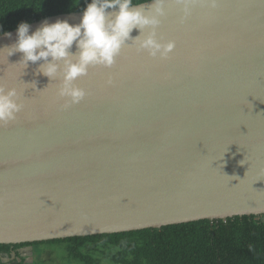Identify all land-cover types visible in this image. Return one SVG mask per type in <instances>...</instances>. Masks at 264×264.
I'll return each mask as SVG.
<instances>
[{
  "label": "water",
  "instance_id": "1",
  "mask_svg": "<svg viewBox=\"0 0 264 264\" xmlns=\"http://www.w3.org/2000/svg\"><path fill=\"white\" fill-rule=\"evenodd\" d=\"M164 8L170 57L129 41L76 81L88 95L67 110L35 65L0 53V83L24 103L0 126V245L264 216V0Z\"/></svg>",
  "mask_w": 264,
  "mask_h": 264
},
{
  "label": "clouds",
  "instance_id": "2",
  "mask_svg": "<svg viewBox=\"0 0 264 264\" xmlns=\"http://www.w3.org/2000/svg\"><path fill=\"white\" fill-rule=\"evenodd\" d=\"M166 2L90 0L80 21L75 24L67 19H56L51 23L44 21L30 32L31 25L20 22L16 27L15 41L0 47V53L6 54L7 60L20 53V59L12 65H23V70L30 63L35 65V75L47 77L49 84H57L56 95L63 100L61 108L67 110L88 95L76 81L88 76L92 68H112L129 41L136 45L137 52H144L153 59L170 57L175 42L166 40L158 31L162 17L166 15ZM175 3L187 17L197 5L215 8L217 0H175ZM134 30L138 34L133 37ZM3 35L10 39L13 34L4 32ZM33 83L36 88V81ZM106 83L111 85L112 78L109 77ZM21 96L17 88L0 83V126L13 122L23 110Z\"/></svg>",
  "mask_w": 264,
  "mask_h": 264
},
{
  "label": "trees",
  "instance_id": "3",
  "mask_svg": "<svg viewBox=\"0 0 264 264\" xmlns=\"http://www.w3.org/2000/svg\"><path fill=\"white\" fill-rule=\"evenodd\" d=\"M147 0H134L143 3ZM90 0H0V34L20 22H34L63 13L83 12ZM264 216L196 222L51 240L32 244H65L66 257L76 264H97L95 256L113 264H264ZM9 252L0 245V253Z\"/></svg>",
  "mask_w": 264,
  "mask_h": 264
},
{
  "label": "rangeland",
  "instance_id": "4",
  "mask_svg": "<svg viewBox=\"0 0 264 264\" xmlns=\"http://www.w3.org/2000/svg\"><path fill=\"white\" fill-rule=\"evenodd\" d=\"M264 219V217H261ZM65 244L60 245H43L40 249L26 248L25 251L29 252L32 256V264H76L71 259L66 257ZM98 260L97 264H113L109 260L95 256Z\"/></svg>",
  "mask_w": 264,
  "mask_h": 264
},
{
  "label": "flooded vegetation",
  "instance_id": "5",
  "mask_svg": "<svg viewBox=\"0 0 264 264\" xmlns=\"http://www.w3.org/2000/svg\"><path fill=\"white\" fill-rule=\"evenodd\" d=\"M9 252L0 253V264H32L31 252L25 251L26 248H33L32 245H24L16 247L17 245H6Z\"/></svg>",
  "mask_w": 264,
  "mask_h": 264
}]
</instances>
